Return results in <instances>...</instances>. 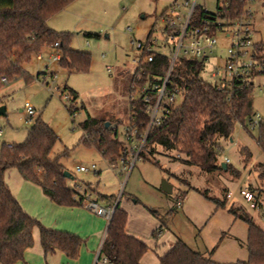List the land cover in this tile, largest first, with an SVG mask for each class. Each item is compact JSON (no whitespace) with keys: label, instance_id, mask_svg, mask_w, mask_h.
Returning a JSON list of instances; mask_svg holds the SVG:
<instances>
[{"label":"rangeland","instance_id":"1","mask_svg":"<svg viewBox=\"0 0 264 264\" xmlns=\"http://www.w3.org/2000/svg\"><path fill=\"white\" fill-rule=\"evenodd\" d=\"M177 1L75 0L51 17L48 26L57 33L68 34L72 49L90 54L89 69L69 73L57 62H49L46 53L40 62L34 56L25 63L23 69L31 80L12 79L0 89V107L5 109V114L0 116V151L4 145L22 144L32 122L40 117L58 137L51 157H57L64 171L71 175L66 185L80 194H84L87 184L95 188L96 194L90 195L88 190L87 196L90 195L89 200L99 208L106 204L96 198L97 194L112 196L114 203L127 207V221L135 234L156 242H160L163 235L167 240L157 244L158 248L152 247L153 252L179 239L192 250L210 255L215 262H245L247 226L241 219L234 220L227 210L229 206L238 207L264 230L261 214L248 209L239 195L241 188L249 186L261 193L264 201V180L258 175L262 170L257 168L259 164L264 166V155L254 140L257 127L251 129L247 123L245 128L238 123L232 141L222 143L218 162L239 171L237 178L226 172L204 173L183 163L185 157L180 152L159 146L151 153L144 149L135 164L124 171L120 161L110 166L95 147L80 142L79 125L87 116L106 120L117 130L118 140L125 142L123 130L130 117V87L137 70L136 46L151 39L156 42L155 52L170 53L169 43L162 46L165 40L162 14ZM217 3L218 0L197 1V5L209 13L215 11ZM245 10L251 13L256 53L263 56L264 0L250 2ZM225 35L216 36L218 43L202 73L205 81L216 82L210 74L215 67L223 65L229 46ZM254 74L251 80L253 118L264 119V72ZM70 91L77 94L75 103H71ZM138 95L136 92L133 96ZM182 100L178 95L175 105H181ZM26 104L34 110L32 117L26 113ZM71 105L77 109L73 115L69 113ZM241 147L252 154L246 165L239 153ZM92 165L95 172L90 169ZM80 166L87 171L78 172ZM11 170L16 173L15 169ZM4 175L6 178L7 172ZM165 189L170 192L166 193ZM227 192L231 193L229 199L225 197ZM210 199L226 200V206L216 208ZM146 214L158 224L153 230L158 229L156 238L153 232L144 234L139 228L145 224L142 216ZM34 231L38 230L34 228Z\"/></svg>","mask_w":264,"mask_h":264},{"label":"trees","instance_id":"2","mask_svg":"<svg viewBox=\"0 0 264 264\" xmlns=\"http://www.w3.org/2000/svg\"><path fill=\"white\" fill-rule=\"evenodd\" d=\"M73 1L75 0H0V89L12 79L23 78L29 82L31 76L23 69V65L46 49H54L60 55L57 63L69 73L88 71L90 54L72 49L68 34L57 33L47 25L51 17ZM252 1L254 0H218L215 11L207 13L212 16L211 20L232 21L246 15V5ZM195 14L203 18L206 12L201 7H196ZM262 37L264 47V30ZM257 59L262 60L264 69V55ZM169 65V55H157L152 64L143 67L142 82L149 80L160 84ZM203 72L204 66L200 62L183 58L175 61L167 88L168 91L173 86L182 89V103L152 127L144 149L151 153L155 146H159L167 151L180 152L185 157L183 163L195 166L204 173L226 172L237 178L240 172L227 163L223 170L218 158L223 149L222 143L232 139L235 125L240 123L246 128V124L254 117L251 80L255 74L218 86L205 81L202 78ZM70 94L71 103H75L77 94L73 91ZM76 110L71 105L69 113L73 115ZM130 114L135 117L136 125L142 126L139 128V132H142L149 118L139 107L130 109ZM106 122L104 119L87 116L79 125L82 130L80 142L95 147L110 166H115L126 156L124 145L118 140L117 130L111 126L106 127ZM257 130L254 140L264 155V119L259 122ZM57 140L56 133L38 117L32 122L22 144L4 145L1 148L0 264L22 261L24 252L33 244L34 228L38 230L44 254L58 251L67 259L78 258L83 241L75 235L47 228L29 216L4 180L5 172L15 169L24 181L39 186L42 193L59 206H79L87 198L88 190L90 195L96 194L95 188L89 184L86 185L84 194L66 185L64 168L57 157H51ZM239 153L244 165L252 159V154L246 147L239 148ZM257 168L262 170L258 175L264 180L263 164H259ZM96 198L112 210L99 257L107 259L109 264H140V259L149 248L141 239L127 233L126 211L119 203H114L112 196L97 194ZM210 200L216 208L226 206V200ZM239 210L238 207L229 206L227 212L234 220L241 219L247 226V260L231 264H264V230ZM152 236L158 237V229ZM159 264L222 263L213 261L210 255L192 250L177 239L169 251L159 257Z\"/></svg>","mask_w":264,"mask_h":264},{"label":"built area","instance_id":"3","mask_svg":"<svg viewBox=\"0 0 264 264\" xmlns=\"http://www.w3.org/2000/svg\"><path fill=\"white\" fill-rule=\"evenodd\" d=\"M198 0H179L172 6L167 8L162 14V22L164 26V41L162 46L170 44V65L166 76L161 83L153 81L142 82L144 73L143 67L152 64L157 55H165L153 50L156 43L150 39L145 44L138 43L136 49L138 56L135 58L137 70L135 72L134 83L131 87L130 109L141 108L142 113L149 118V122L145 125L142 132L136 125L135 117L130 114L128 124L124 127V153L125 157L120 159L122 169L127 171L139 159L142 150L145 147V141L148 133L155 124L171 114L176 106L178 95L183 98V90L177 86H173L168 91V80L170 72L178 58L197 61L203 64L204 69L210 62L213 55L214 47L218 41L216 36L219 33H225V37L229 40V46L226 50V57L222 67H215L210 77L216 79L214 84L218 86L224 82H231L236 79L249 78L252 73L263 71L262 61L257 59L258 54L255 51V43L253 42V27L251 23V13L247 10L245 16L238 17L232 21L211 20L207 11L197 5ZM196 7H201L206 12L203 18L195 14ZM57 44L54 45L56 47ZM60 55L54 51L50 53L48 61L58 62ZM37 61H42L41 53L36 56ZM47 67V65H46ZM223 75V76H222ZM217 77L219 79L217 80ZM2 81H5L3 79ZM138 92V96L133 95ZM26 113L32 117L33 108L26 104ZM263 121L259 116L252 118L249 127L254 129L259 122ZM92 171L95 166L90 167ZM78 172H86L87 169L80 166ZM239 195L248 209L259 212L264 220V201L262 194L256 192L249 186H245L239 190ZM225 197L229 199L231 193L227 192ZM180 206V203H177ZM87 207L95 214L104 216L108 221L112 215L111 209L99 208L95 203L88 202ZM94 264H109L107 259L97 257Z\"/></svg>","mask_w":264,"mask_h":264},{"label":"crops","instance_id":"4","mask_svg":"<svg viewBox=\"0 0 264 264\" xmlns=\"http://www.w3.org/2000/svg\"><path fill=\"white\" fill-rule=\"evenodd\" d=\"M51 52L52 51L46 49L41 52V55H50ZM6 172L8 175L6 178L4 175V180L8 188L22 209L29 216L35 218L47 228L75 235L83 241L78 258L69 260L58 251L44 254L39 241V233L38 231H34L32 246L24 252L22 261H18L16 264H94L95 259L99 257L100 247L107 228V220L104 216L95 214L87 207L88 202H91L89 200L91 196L88 195L79 206H59L52 203L49 198L42 193L39 186L24 181L17 171L15 173L12 172L11 169H8ZM100 208L108 209L106 206ZM123 208L124 211L125 209L127 210V207ZM142 217L144 218L145 224L139 226L141 232L144 234L153 232V230L157 228V222L147 214ZM142 221L143 220H141L140 223ZM132 230L133 228L130 227V223L127 221V233L141 239L149 248L140 259V264H159V257L164 256L176 242L175 240L168 245L165 244L161 249H157L153 252L152 247L158 248V245H160L162 241L167 242V240L163 238V235L160 242H156L152 239L145 240ZM168 241L170 240L168 239Z\"/></svg>","mask_w":264,"mask_h":264},{"label":"water","instance_id":"5","mask_svg":"<svg viewBox=\"0 0 264 264\" xmlns=\"http://www.w3.org/2000/svg\"><path fill=\"white\" fill-rule=\"evenodd\" d=\"M4 114H5V109H4V107H0V116H3ZM105 126L108 127L109 124L106 123ZM231 141H232V140L230 139V142H231ZM221 168H222L223 170H225V168H226V164H225V163H222V164H221ZM63 177L66 178V179H72L71 175H70L68 172H65V171L63 172ZM165 192L168 193V192H170V190H169V189H165Z\"/></svg>","mask_w":264,"mask_h":264}]
</instances>
